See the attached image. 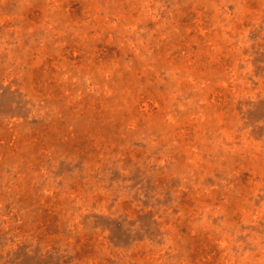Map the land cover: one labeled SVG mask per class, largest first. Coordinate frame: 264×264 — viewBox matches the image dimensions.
Here are the masks:
<instances>
[{"label": "rangeland", "instance_id": "obj_1", "mask_svg": "<svg viewBox=\"0 0 264 264\" xmlns=\"http://www.w3.org/2000/svg\"><path fill=\"white\" fill-rule=\"evenodd\" d=\"M0 264H264V0H0Z\"/></svg>", "mask_w": 264, "mask_h": 264}]
</instances>
